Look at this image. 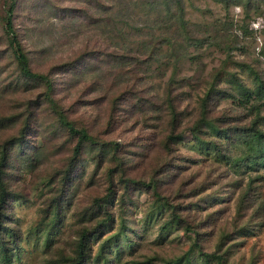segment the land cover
<instances>
[{
  "label": "rangeland",
  "instance_id": "374dc122",
  "mask_svg": "<svg viewBox=\"0 0 264 264\" xmlns=\"http://www.w3.org/2000/svg\"><path fill=\"white\" fill-rule=\"evenodd\" d=\"M10 1L0 264H72L85 230V264H264V0H181L189 33L153 0H13L30 70L94 138L77 154L46 80L19 76Z\"/></svg>",
  "mask_w": 264,
  "mask_h": 264
},
{
  "label": "trees",
  "instance_id": "16d2710c",
  "mask_svg": "<svg viewBox=\"0 0 264 264\" xmlns=\"http://www.w3.org/2000/svg\"><path fill=\"white\" fill-rule=\"evenodd\" d=\"M221 1H223L226 4V7L230 6L231 3H236L238 5H241L247 11L250 10L253 2L257 3V5H258L257 7L260 6V1H258V0H221ZM153 2L162 3L164 6H166V10L169 13L166 16V18H168L170 21H173L175 19V15L178 14L179 23L182 26V29H181L182 32L187 31L189 33V30L187 28L188 24H186L185 21L183 20V17H184V14H183L184 9L183 8L184 7H183V2L181 0H153ZM8 6L9 7L6 9V14L4 15V26H5L4 29H5L7 38H8V43H10V46L12 47L13 52H14L15 60H16V63L18 65L17 71L20 74L19 76H21L27 80H29L31 78L32 79L46 80V83H47L46 94H47V98L51 102V103H49V106L55 112V115L57 116L60 123H62L67 128H70V130L72 132L79 134L80 140L74 147V153L77 154V152L79 150L80 142L82 140H88L90 142L91 141L94 142V138L88 134L87 130H85L83 128H78L73 123L68 121L66 116H64V114L62 113V111H60L57 108V105H56L57 102L52 98V92H50L51 89H53V83H52L51 79H49V77L47 75H44V74L30 70L28 54L23 49L22 44L19 42L17 35L15 33V30H14L15 29L14 1L11 0ZM174 6L177 7V13H173L174 15H172V12H173L172 9ZM179 23H177V24L175 23L174 25L179 26ZM162 38L163 37H161V39ZM184 79H187V78H184ZM171 82L174 83L175 81H171ZM169 107H170V110L172 112H174V106L172 104H169ZM204 111H206V110H204ZM28 120H29V118L26 121L27 124H28ZM205 120H206V116L204 115L201 121L205 122ZM213 126L214 125H212V127ZM251 132H252V130H251ZM260 134H262V136L264 138V132L263 131L258 130V129L253 130V134L249 137V138H251V142H255L256 139H258L256 136H260ZM14 144H16V142ZM20 144H21V142H19L18 145H20ZM8 145H10V144H8L6 142L0 144V203L6 199V195H5L6 190L3 189V182H2V178H1V176L3 174V168L6 167L9 163H11V158L13 156L11 149L9 148V147L12 148V146L10 145L8 147ZM1 234L2 233L0 231V258H2L3 261H5V260H7V257L10 256L11 249H9L6 241H4L1 238ZM88 241H89L88 232H87V230H85L80 237L77 256L75 257L72 264H85V261L87 259L86 248H87ZM17 249L18 248L16 247V245H14V251H16Z\"/></svg>",
  "mask_w": 264,
  "mask_h": 264
}]
</instances>
